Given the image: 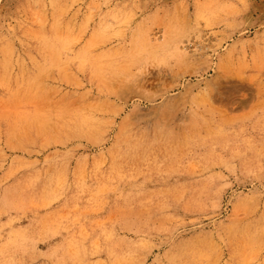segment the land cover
<instances>
[{"label":"rangeland","instance_id":"rangeland-1","mask_svg":"<svg viewBox=\"0 0 264 264\" xmlns=\"http://www.w3.org/2000/svg\"><path fill=\"white\" fill-rule=\"evenodd\" d=\"M0 264H264V0H0Z\"/></svg>","mask_w":264,"mask_h":264}]
</instances>
